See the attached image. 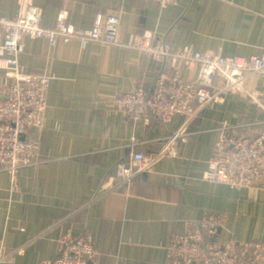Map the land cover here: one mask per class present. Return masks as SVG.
Masks as SVG:
<instances>
[{"label":"crops","instance_id":"0c3cea01","mask_svg":"<svg viewBox=\"0 0 264 264\" xmlns=\"http://www.w3.org/2000/svg\"><path fill=\"white\" fill-rule=\"evenodd\" d=\"M45 8L43 25L55 27L66 8L69 21L87 31L95 15L122 18L120 39L157 34L174 49L192 47L226 57L264 54V0H180L166 8L146 0H35ZM18 0H0V16H12ZM25 71L53 75L47 95L48 129L35 132L37 164L14 175L0 171V252L13 264L54 259L62 237L91 232L96 264H170L167 248L177 219L222 214L227 229L219 240L264 242V185L233 189L203 174L224 123L245 121L244 100L229 95L210 104L190 125L179 156L159 161L130 185L102 192L116 182V165L133 143L159 151L184 123L147 122L118 108L114 100L140 86L151 89L158 65L124 45L74 38L55 46L47 37L26 38L19 57ZM197 63H184L180 76L195 81ZM8 83L0 67V86ZM221 78L217 85H221ZM262 88L258 77L246 83Z\"/></svg>","mask_w":264,"mask_h":264},{"label":"built area","instance_id":"2783aa9c","mask_svg":"<svg viewBox=\"0 0 264 264\" xmlns=\"http://www.w3.org/2000/svg\"><path fill=\"white\" fill-rule=\"evenodd\" d=\"M146 1L166 8L180 0ZM44 12V6L35 0H18L12 16H0V67L6 69L8 78V83L0 86V171H9L15 177L21 168L37 164L35 132L50 127L45 111L53 75L48 70H24L19 57L25 50V39L47 37L55 46L60 38L64 42L80 38L124 43L159 66L152 88L140 86L119 95L114 100L118 108L136 119L149 122L155 118L161 124L171 122L176 115L184 117L181 128L166 139L159 151L146 152L140 146L142 143H133L129 158L116 165L117 181L102 185V192L130 185L162 159L177 158V146L188 140L190 125L210 104L233 94L245 102V121L222 125L203 178L238 190L264 185V54L226 57L221 52H201L192 47L174 49L168 37L157 34L133 35L123 42L120 15L99 12L93 26L84 31L69 21L66 8L60 11L52 28L43 25ZM184 63L200 65L197 80L181 78ZM253 77L259 78L261 89L247 87ZM219 78L221 85H217ZM226 229L225 217L213 211H207L202 218L175 220L167 248L170 264H264V242L232 237L219 240ZM98 255L91 232L75 236L69 231L61 239L58 255L41 264H96ZM10 256L0 252V264H13Z\"/></svg>","mask_w":264,"mask_h":264}]
</instances>
